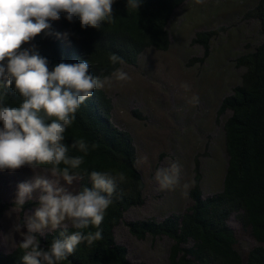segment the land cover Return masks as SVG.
<instances>
[{
  "label": "trees",
  "instance_id": "trees-1",
  "mask_svg": "<svg viewBox=\"0 0 264 264\" xmlns=\"http://www.w3.org/2000/svg\"><path fill=\"white\" fill-rule=\"evenodd\" d=\"M189 1L192 0H143L139 10H135L127 9V0H115L114 18L104 22L99 30L81 29L79 17L69 22L61 13L59 21H50L52 32H68L67 38L46 36L42 32L30 43L23 44L22 49L35 46L49 61L50 71L61 62L74 64L88 60L89 72L103 80L111 77L121 65L135 66L146 49L167 51L171 46L172 17ZM243 17L258 23L261 39L256 43H253L255 39L246 41L245 50L233 59L234 68H241L243 72L239 82L232 85L219 102L218 114L227 113L222 127L226 161L221 188L204 195L200 175L196 174L188 191L190 203L184 210L171 212L160 220L124 221L128 210L143 204L145 181L137 166L133 136L113 123L111 98L103 88L95 89L80 105L75 120L64 133L67 145L79 140L88 145L86 154L69 148V156H82L84 160L77 170L83 178L74 181L71 188L78 192L84 186L90 187L92 171L117 177V187L99 229L94 226L83 229L85 233L102 230V239L91 245L82 242L60 264H145L130 261L126 246L116 241L114 229L120 223H124L136 239H149L151 244L167 237L172 242L169 264H264V0H256ZM231 27L194 32L192 44L203 49L199 63L206 62L213 43L217 44ZM112 54L121 57L123 63L113 64L109 59ZM21 102L22 97L12 88L0 89L3 105L19 106ZM39 168L46 170L50 165ZM8 206L9 203L0 198V220ZM232 215L240 230L248 232L255 241L247 251L238 245L235 230L229 225ZM61 231L67 235L76 229L70 223L46 232L38 236L40 247L46 249ZM21 242L10 252L0 249V264H23L25 252L19 247Z\"/></svg>",
  "mask_w": 264,
  "mask_h": 264
},
{
  "label": "rangeland",
  "instance_id": "rangeland-1",
  "mask_svg": "<svg viewBox=\"0 0 264 264\" xmlns=\"http://www.w3.org/2000/svg\"><path fill=\"white\" fill-rule=\"evenodd\" d=\"M255 1H189L183 6L184 12L183 7L175 11L169 24V28H173L169 49H146L135 66L118 68L128 74V80L116 81L111 76V83L103 87L112 100L113 123L133 136L137 166L145 181L143 204L128 210L124 221L160 220L171 212L184 210L190 203L188 191L196 174L200 175L204 195L221 188L226 161L222 127L227 113L218 114L219 102L231 86L239 82L243 72L241 68H234L233 59L245 50L246 41L255 39L253 43H256L261 39L258 23L243 17ZM227 25L232 26L230 31L217 44L213 43L206 62L199 63L203 49L192 44L194 32ZM182 85H188L187 90ZM193 97L199 98L197 104L191 102ZM172 163L180 167L179 183L171 190H161L155 173ZM36 174L44 175L46 171L38 168ZM34 175L26 165L15 171L0 170V198L9 203L0 220V249L3 252H10L22 241L15 225L22 224L26 214L30 215L38 206L36 199L23 207L14 202L17 185ZM67 187L74 191L71 186ZM228 222L243 251L255 245L248 232L240 230L234 215ZM70 223L65 221L64 225ZM114 234L116 241L126 246L130 261L169 264L172 242L167 237L155 240L153 244L149 239L138 240L124 223L114 229Z\"/></svg>",
  "mask_w": 264,
  "mask_h": 264
},
{
  "label": "clouds",
  "instance_id": "clouds-1",
  "mask_svg": "<svg viewBox=\"0 0 264 264\" xmlns=\"http://www.w3.org/2000/svg\"><path fill=\"white\" fill-rule=\"evenodd\" d=\"M114 3L115 0H0V89L12 88L22 97L19 106L0 103V170L15 171L25 165L31 168L35 175L17 185L14 202L23 207L36 199L38 204L22 224L15 225L22 237L19 247L25 252L23 264H60L82 242L91 245L102 239V230L85 233L83 229H99L113 202L117 177L92 171L90 187L84 186L78 192L67 187L83 178L77 170L84 162L82 156H69V148L86 154L88 145L84 140L67 145L64 133L80 105L95 89L110 84L111 78L102 80L91 74L88 60L61 62L50 71L49 61L35 46L22 49V45L42 32L67 38L68 32H52L50 21H59L61 13L69 22L79 17L81 29L99 30L114 18ZM142 3L143 0H127L126 6L139 10ZM109 59L113 64L123 63L116 54ZM112 77L116 81L129 79L121 69H116ZM182 86L187 90L188 85ZM191 102L197 104L199 98L193 97ZM61 164L65 167L60 168ZM41 165H50L44 175L36 174ZM179 173L176 163L158 169L155 179L160 189H173L179 183ZM65 221H70L76 231L67 235L61 231L46 249L41 248L38 236H44L46 230L61 229Z\"/></svg>",
  "mask_w": 264,
  "mask_h": 264
}]
</instances>
